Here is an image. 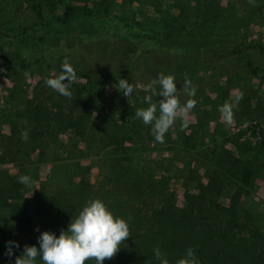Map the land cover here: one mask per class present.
<instances>
[{"label": "rangeland", "instance_id": "1", "mask_svg": "<svg viewBox=\"0 0 264 264\" xmlns=\"http://www.w3.org/2000/svg\"><path fill=\"white\" fill-rule=\"evenodd\" d=\"M59 2L47 7L48 22L40 24L28 11V0H0V25L28 27L1 31L13 44L19 43L29 63L23 68L10 54L16 46L7 47L1 44L6 38L0 39V191L19 184L23 203L35 193L65 189L78 165L95 185L97 198L99 192L112 193L110 179L101 182L109 167L102 155L110 144L107 135L118 133L122 151L134 152L133 159L141 163L139 177L151 184L141 206L151 209L160 202L162 208L173 205L191 212L197 199L201 210L191 215L200 221L208 217L210 228L217 225L214 231L204 232L207 247L214 245V252L208 248L210 258L218 255L220 264H264V171L243 188L235 179L237 159H264V81L238 65L220 75L212 62L207 63V53L199 51L203 46H187L192 51H186L182 42L169 46L157 34L168 31L182 41L205 39L220 53L238 45L241 54L264 62V0H256L255 7L247 0ZM65 4L85 13L67 23L54 20L53 13ZM140 26L153 29L150 38L142 36ZM83 54L86 62L81 63ZM139 54L152 75H174L178 89L187 75L196 89L191 98L197 103L189 114L188 128L181 131L177 120L163 144L155 141L150 125L135 117L138 108L148 106L144 98L152 95L146 84L129 81L135 86L129 102L116 89L115 62ZM65 57L77 73L71 99L45 84L46 78L60 74ZM239 92L244 97L234 123L228 126L218 108ZM180 98L184 103L190 97ZM159 99L152 96L153 102ZM25 129L29 130L27 141L21 139ZM13 153L15 159L10 160ZM130 164L136 169L135 163ZM21 175L29 176L31 182L19 183ZM94 195L90 192V197ZM13 205L16 211L19 203ZM196 227L194 223L192 233ZM17 256L13 252L12 264Z\"/></svg>", "mask_w": 264, "mask_h": 264}, {"label": "trees", "instance_id": "2", "mask_svg": "<svg viewBox=\"0 0 264 264\" xmlns=\"http://www.w3.org/2000/svg\"><path fill=\"white\" fill-rule=\"evenodd\" d=\"M58 3H60L59 0H28V11L38 23L45 24L48 22L46 18L48 8H54ZM84 13L82 9L65 4L58 13H53V18L62 23H67L75 16ZM27 28L24 25H18L16 28L0 25V39L6 38L2 42L0 41L1 44L7 43V47L11 46V48L16 46L10 49V54L23 68H27L29 63L23 57L21 48L18 46L19 43L13 44V41L7 38L9 35L1 29L7 31L21 29L20 31H25ZM140 28L143 29L142 36L150 38V32H153V29L148 26H140ZM157 34L169 46L176 45L179 42L183 43V48L193 47L197 44L203 46V49L199 51L207 53V63L212 62L220 75L228 74V67L238 65V67L241 66L264 81V62L258 61L250 55L241 54L239 48H237L238 45L232 46L227 53H220L211 45L209 46V42L205 39L191 38L189 40L187 38L182 41V39L177 38L168 31H159ZM182 43L180 44L182 45ZM185 50L192 51L191 48ZM142 58L143 56L139 54L137 58L115 62L114 67L116 66V68L114 71H116L117 82L120 79H127L128 82L137 80L147 85L151 80L157 78L143 67ZM234 59H236V62H234ZM84 62H86V56L83 54L81 63ZM83 66L87 67L86 65ZM251 132L255 134L256 129L253 127ZM107 136L110 139V144L105 145L107 151L102 155V158L106 160V165H109V167L106 168V176L101 182L109 183L108 177L111 181V189L114 190L108 194L99 192V199L105 202L116 216L128 221L131 238L121 245V250L114 259H106L103 264H160V261L154 256L156 247L160 248L169 264H176L177 260L185 255V250L189 247L195 249L200 264H220L221 257L216 254L211 258L208 256V248H212V252H214V245L209 243L207 247V239L204 237V232H211L216 229V223L213 228H210L208 226L211 223H209L208 217L200 221L198 216L191 215V213L196 212L195 209L199 212L201 210V205L197 199L194 200V207L191 212L175 208L173 205L162 208L159 201V204L154 203L151 209L145 208L146 204L141 206L143 198L148 193V187L151 188L150 181L139 177L138 167L141 163L138 159H133L134 152L122 151L123 141L118 133ZM262 145H264V137ZM9 152L10 150H7L6 154ZM6 154H2V156H6ZM14 155L15 153L9 156L12 158ZM14 159L15 156L10 160ZM130 162L135 163L136 169H133ZM263 171L264 159L253 161L247 158H239L236 160L235 179L238 181L240 188L250 185L257 175ZM72 174L75 177L67 179L65 189L61 186L51 193L41 191L27 199L25 198L23 203L19 202V199L24 197L23 193H19L21 188L19 184L12 183L11 188L0 191V264H12L10 257L6 255L9 241H14L20 245L19 248L13 245L15 250L13 252L19 255L23 252L25 245H35L39 248L38 237L42 232L49 231L59 236L62 229L67 230L71 219L78 215L86 202L97 198L98 191L95 185L89 182L87 174L82 169L78 170V165L75 166V172ZM90 192L94 193L95 197H90ZM11 198L14 200L13 204L19 203V208L16 211L13 208L14 205L11 202L8 203ZM114 198L116 199L114 200ZM233 199L237 200L236 195ZM33 204L35 207L31 208ZM129 216H131V220L128 219ZM10 218L11 222L8 221ZM194 223L197 226L196 233H192L190 230ZM201 224H204L203 228ZM37 228H39V231L36 230ZM18 235H22L27 240H18V237H16ZM37 264H42L39 257L37 258ZM88 264H95V262L89 261Z\"/></svg>", "mask_w": 264, "mask_h": 264}, {"label": "clouds", "instance_id": "3", "mask_svg": "<svg viewBox=\"0 0 264 264\" xmlns=\"http://www.w3.org/2000/svg\"><path fill=\"white\" fill-rule=\"evenodd\" d=\"M247 2L254 7L257 6L256 0H247ZM76 79V70L65 57L61 64L60 74L46 78L45 84L60 95L71 99L73 93L70 89ZM116 89L129 102L135 86L127 79H120ZM146 90L152 94L144 98L143 102L148 106L138 108L135 117L142 120L144 125L151 126V134L156 142L161 144L165 142V135L177 120L181 121V131L188 128L189 114L195 108L197 101L191 98L196 96V89L187 75L182 87L178 89L174 75L161 73L146 85ZM153 95H158L162 99H159L158 103L153 102ZM181 95L190 98L182 103ZM243 97L244 93L239 92L234 100L225 101L219 106L218 111L226 125L231 126L234 123L235 111L238 110ZM28 134V129L23 130L21 139L27 141ZM18 182L28 185L31 178L21 175ZM128 219L131 220V216ZM36 230L39 231V228ZM129 238H131V232L128 221L116 216L105 202L96 198L86 202L78 215L71 219L67 230L62 229L59 236L44 231L38 237L39 248L35 245H25L22 255L16 257L15 264H37L38 257L42 264H88L89 261L103 264L106 259H114L120 252L121 245ZM13 245L16 248L20 247L18 243L9 241L6 252L9 257L13 255ZM154 256L160 264H169L159 247L154 249ZM176 264H200L195 249L187 248L185 255L178 259Z\"/></svg>", "mask_w": 264, "mask_h": 264}]
</instances>
